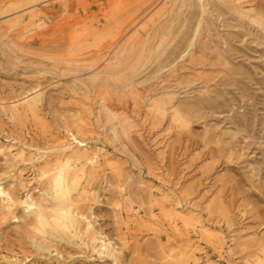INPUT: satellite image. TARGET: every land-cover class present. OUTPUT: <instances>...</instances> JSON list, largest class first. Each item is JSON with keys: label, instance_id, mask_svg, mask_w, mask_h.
Segmentation results:
<instances>
[{"label": "rangeland", "instance_id": "1", "mask_svg": "<svg viewBox=\"0 0 264 264\" xmlns=\"http://www.w3.org/2000/svg\"><path fill=\"white\" fill-rule=\"evenodd\" d=\"M0 185V264H264V0H0Z\"/></svg>", "mask_w": 264, "mask_h": 264}, {"label": "bare ground", "instance_id": "2", "mask_svg": "<svg viewBox=\"0 0 264 264\" xmlns=\"http://www.w3.org/2000/svg\"><path fill=\"white\" fill-rule=\"evenodd\" d=\"M85 5V4H84ZM33 13H31L30 15H32ZM21 18H19L20 20ZM126 28H121V29H118L115 33L116 35L118 34V36L120 37L122 35V33L124 32ZM126 32V30H125ZM109 39V38H108ZM203 37H202V22L199 21L198 25L196 26V29H195V32L193 34V38H192V42L190 43V48L188 49H191L192 46L196 43H199L202 40ZM134 39L132 38L128 44H123L121 49L117 52L118 54L121 53V55H118L117 53L114 54V56L112 55L111 57H109L108 59H104L102 61V63H105L106 65L108 66H111L112 67V71L114 72H118V70H121L123 65L125 63L128 62V60L130 59V56L133 55V53L136 51L135 49L133 50V44H131V42L133 41ZM112 40H107L103 43V48L104 46H107L109 45V43L111 42ZM137 41V40H135ZM100 47V45H99ZM109 49H106L105 50V53L108 52ZM189 51V50H188ZM87 53H95L94 50L91 49L88 50ZM188 53V52H187ZM80 54V53H79ZM78 54V55H79ZM82 54V53H81ZM84 54H82L81 56H83ZM184 55V54H183ZM134 56H136V54H134ZM88 60V59H87ZM79 61H84L83 58H77V59H74V62H79ZM164 75L163 73L159 72V74L157 75V77L155 78L156 80H161L163 79ZM35 100L34 101H30L28 102L26 105L28 108L30 109H33L34 106H35ZM17 105L16 104H13L11 106V112H12V117L14 118L15 117V113L17 112ZM71 136L73 138L76 139V136L74 133H70ZM72 138V139H73ZM77 141V140H76ZM78 144L80 145H83L85 144L84 140H80L78 139ZM94 154V153H93ZM77 155V154H75ZM96 156V155H95ZM93 155L90 154V155H87L85 160H86V163H90L92 165V163L94 162L93 160ZM97 160V159H96ZM96 164V163H95ZM93 166V165H92ZM42 172V171H41ZM43 174V173H42ZM53 185H54V192L53 194H51V203H52V206L54 207V211H53V217L55 219V222H56V227L60 230V231H64L65 228H68L70 225H72L74 222H78V217L80 218H83V219H86L84 216H83V213H80L78 212L77 210L75 211L74 207H73V200L70 198V192L71 191H75L76 187L72 181V179H70V176H69V170L68 169H63L61 170V172H59L58 174L55 175V177L53 178ZM82 190V189H81ZM80 190V191H81ZM85 190V188L83 189ZM83 190H82V193H83ZM88 191V190H87ZM85 191V192H87ZM86 194V193H85ZM78 195H81V193H79ZM0 196H2L4 199L2 200H5V201H8V202H11L10 204L12 205L15 204L16 200L9 194V192H7L6 190L3 189V187L0 185ZM1 197V198H2ZM7 202V203H8ZM6 203V204H7ZM25 207L30 210V211H33V212H36L38 215L40 216H44V212H43V208H42V205L41 204H38L35 200H33L30 196H28L25 200ZM9 204V205H10ZM8 205V204H7ZM8 205V206H9ZM178 212V211H177ZM180 212V211H179ZM179 214V213H178ZM181 215V214H180ZM80 220V219H79ZM81 221V220H80ZM82 223V222H81ZM83 223H85V220H83ZM86 230L89 231V228H91V224H90V221H87L86 219ZM84 224V225H85ZM85 227V226H84ZM78 228V227H77ZM85 230V229H84ZM85 230V231H86ZM91 230V229H90ZM204 231V230H203ZM91 232V231H90ZM93 232H91L92 234ZM91 241L93 243V246L94 248L97 247L100 251L102 250H105L107 249V243L102 239V238H99L98 236L96 235H91ZM97 249V250H98ZM108 250V249H107ZM110 254L114 253L113 250L112 251H109ZM182 255V254H181ZM181 264H196L198 262V258L196 257L195 255V252L192 251L189 256H184L183 258H181Z\"/></svg>", "mask_w": 264, "mask_h": 264}]
</instances>
